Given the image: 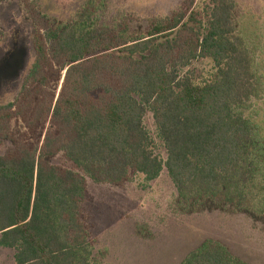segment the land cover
Here are the masks:
<instances>
[{
    "label": "trees",
    "instance_id": "16d2710c",
    "mask_svg": "<svg viewBox=\"0 0 264 264\" xmlns=\"http://www.w3.org/2000/svg\"><path fill=\"white\" fill-rule=\"evenodd\" d=\"M101 4L88 0L61 27L26 4L35 61L17 97L0 104V140L15 145L0 154V246L15 250L17 264H100L83 208L87 176L121 187L165 168L189 204H246L261 192L264 107L249 109L259 81L235 24V0L181 8L140 37L97 23ZM197 58L213 64L200 82L182 71ZM63 72L56 94L51 88ZM147 111L166 159L154 150ZM18 118L26 128L13 133ZM59 152L79 170L48 160ZM181 264L245 263L210 240Z\"/></svg>",
    "mask_w": 264,
    "mask_h": 264
},
{
    "label": "rangeland",
    "instance_id": "374dc122",
    "mask_svg": "<svg viewBox=\"0 0 264 264\" xmlns=\"http://www.w3.org/2000/svg\"><path fill=\"white\" fill-rule=\"evenodd\" d=\"M87 1L9 0L0 5V104L17 97L35 61L31 44L34 25L26 4H33L50 17L55 27H61L72 21ZM94 1L102 3L96 13L97 23L117 24L140 37L148 32L151 22L181 8L201 10L206 0ZM234 20L253 56L259 81L257 96L249 103V109L254 110L259 104L264 107V0H235ZM182 71L194 73L200 82L209 77L213 64L209 59L197 58ZM64 74L51 88L56 94ZM144 123L154 150L166 159L167 151L151 111L145 114ZM50 126L46 124L45 129ZM25 128L23 120H12L11 132H23ZM43 138L44 132L41 142ZM14 147L11 139L0 140V154ZM48 160L79 170L63 152ZM260 178L261 192L250 203L225 204L206 199L189 204L180 200L165 168L153 180L136 174L121 187L96 183L87 176L89 195L83 208L96 239L93 260L100 264H181L192 250L211 240L225 245L245 264H264V168ZM0 264H17L15 250L0 246Z\"/></svg>",
    "mask_w": 264,
    "mask_h": 264
}]
</instances>
